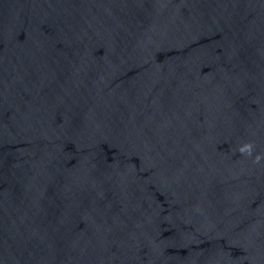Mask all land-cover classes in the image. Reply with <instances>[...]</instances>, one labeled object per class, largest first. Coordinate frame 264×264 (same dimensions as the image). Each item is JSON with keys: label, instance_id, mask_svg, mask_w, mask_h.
<instances>
[{"label": "water", "instance_id": "95a60500", "mask_svg": "<svg viewBox=\"0 0 264 264\" xmlns=\"http://www.w3.org/2000/svg\"><path fill=\"white\" fill-rule=\"evenodd\" d=\"M0 264H264V0H0Z\"/></svg>", "mask_w": 264, "mask_h": 264}]
</instances>
